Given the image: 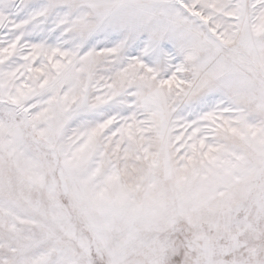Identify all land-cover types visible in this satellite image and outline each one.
Returning <instances> with one entry per match:
<instances>
[{
    "label": "snow or ice",
    "instance_id": "snow-or-ice-1",
    "mask_svg": "<svg viewBox=\"0 0 264 264\" xmlns=\"http://www.w3.org/2000/svg\"><path fill=\"white\" fill-rule=\"evenodd\" d=\"M0 264H264V0H0Z\"/></svg>",
    "mask_w": 264,
    "mask_h": 264
}]
</instances>
